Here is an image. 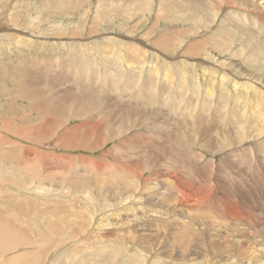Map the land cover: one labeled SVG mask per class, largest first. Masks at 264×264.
Returning <instances> with one entry per match:
<instances>
[{
  "label": "rangeland",
  "instance_id": "rangeland-1",
  "mask_svg": "<svg viewBox=\"0 0 264 264\" xmlns=\"http://www.w3.org/2000/svg\"><path fill=\"white\" fill-rule=\"evenodd\" d=\"M52 1L62 4L66 0H47L45 4L44 0H0L1 29L12 25L9 16L16 14L13 17L16 27H28L29 20L31 30L47 37V41L33 37L30 40L36 39L37 45L34 42L29 48L28 44L16 43L13 36L8 40L0 33V216L19 228V232L8 235L17 236L18 246L12 245V239L11 246L9 240L8 244L4 242L9 250L0 243L2 262L15 252L26 258L10 264H264V171L261 169L262 174L255 178V172L246 168L250 166H243L245 156L237 157L239 152L258 156L257 161L264 168V150L260 149L263 152L259 153L254 146V140H259L264 147V131L248 139L250 143L230 146L228 140L235 142L237 131L234 128L232 132L229 127H236L240 116L249 120L255 101L251 89L248 94L234 92L231 85L221 84L219 80L226 72L227 79L236 81L232 74L236 73L257 80L255 84L264 83V0H196L197 3L195 0H71L73 7L66 9L47 6ZM184 5L189 9L184 10ZM185 14L187 18L191 16L189 21ZM174 35L179 36L173 38L174 44L157 43L162 36ZM69 36H80V40L95 50L87 47L88 57L100 54L92 64L87 62L88 71L79 66L75 50L71 52L73 45L78 46L67 42L72 39ZM110 36L116 42L106 54L111 59L117 56L115 65L102 60L106 56L103 46L108 42L103 38ZM126 43H138L141 47L145 69L140 70L139 63L131 61V44ZM164 61L170 66L166 67ZM127 62L133 64L131 68H126ZM157 66L160 70L156 88L143 89L142 84H150L148 78ZM187 68L195 71L189 72L190 79H185L192 91L185 95L178 88L183 77L179 73L176 77L174 72ZM84 70L87 73L80 75ZM201 70L207 71L204 77ZM165 71H170L171 75L167 76L171 80L176 77L173 80L178 83L165 92L168 97L162 95L159 86L164 82ZM197 82L201 87L193 95ZM207 82L210 86L215 83L214 89L210 91ZM86 88L112 94L113 99L104 101L101 95L91 94ZM141 89L145 91L143 96L147 95L141 99L148 103L142 113L146 115L153 109L160 112L163 120L178 115V120L193 124L196 113L208 110L207 114L212 116L209 108L222 109L224 123L219 122V126L228 127V131L219 129L224 140L210 145V135L200 126L183 130L176 125L166 138L164 152L165 147L149 142L151 127L147 124L138 129L132 127L141 111L127 116L122 110L130 106L124 103V97L129 98V93ZM207 89L215 94L204 95ZM240 94L243 95L239 101L250 105L249 112L236 109ZM116 97L123 100L116 102ZM258 99L264 100L262 92L258 93ZM205 100L211 104L204 110L201 108ZM187 104L189 108L197 107L190 112ZM131 107L132 110L136 106ZM258 123L255 124L264 129V119ZM154 140L158 144L157 138ZM29 151H34L33 155ZM44 154L52 158L43 161ZM22 167L27 172L29 169L39 172L36 178L43 182L23 176L18 187L14 181L23 174ZM47 176L51 182L44 179ZM60 179L63 181L59 183ZM80 179L89 183L76 188L72 181ZM37 186H44L46 194L35 190ZM126 199L130 201L123 203ZM138 199L140 202L135 201ZM7 202L13 203V208ZM48 222L55 223L60 230H49ZM22 234L27 237L25 240Z\"/></svg>",
  "mask_w": 264,
  "mask_h": 264
},
{
  "label": "bare ground",
  "instance_id": "bare-ground-1",
  "mask_svg": "<svg viewBox=\"0 0 264 264\" xmlns=\"http://www.w3.org/2000/svg\"><path fill=\"white\" fill-rule=\"evenodd\" d=\"M47 1V0H46ZM46 1L44 0V4L46 3ZM63 1V0H62ZM72 1H74V0H72ZM231 1V0H230ZM235 1V0H234ZM70 2H71V0H66L65 1V3H60V4H58V3H56V2H54L53 3V1L49 4V3H47V6H51V7H53V8H55V7H58V8H61V9H66L67 7H73V6H70ZM186 2V1H185ZM189 2V1H188ZM195 2H196V0H195ZM233 2V1H232ZM197 3V2H196ZM209 4H211V3H209ZM262 4V3H261ZM53 5V6H52ZM193 5H196V4H193ZM235 5V4H234ZM244 5V4H243ZM187 6V5H186ZM191 6V5H190ZM46 7V6H45ZM184 7V10L185 9H189V7L187 8H185V5L183 6ZM197 7V6H196ZM238 7V6H237ZM135 8V7H134ZM179 8V7H178ZM262 8V7H261ZM144 11V10H143ZM172 11H173V9H172ZM179 10H177V12H178ZM190 11V10H189ZM188 11V13H190ZM197 11H199V10H197ZM219 11V10H218ZM169 12H171V11H169L168 10V13ZM191 12H192V10H191ZM179 13V12H178ZM188 13H187V16H188ZM207 13V12H206ZM170 14V13H169ZM183 14V13H182ZM55 15V14H54ZM171 15V14H170ZM15 16H16V14H14V15H12V16H9V18H10V20H11V24L12 25H10L8 28H6V29H1L2 27H0V33H2L3 35H5V37H7V39L8 40H10L11 39V37L10 36H13V40H16L17 39V42L16 43H20L21 44V46L22 45H29V48H31L32 47V45H34V42H35V44L37 45V40L36 39H38L39 41L43 38V40H46L47 39V37H42V35L41 34H38L37 33V31H34V29L33 30H31V23L29 24V20L28 21H26V26H28V27H22L21 25V27H16V25L18 26V24H16V22L14 21L13 22V17L15 18ZM194 16V15H193ZM18 17V16H17ZM125 17V16H124ZM158 17V16H157ZM170 17V16H169ZM173 17V16H172ZM185 17H186V14H185ZM34 18V17H33ZM177 18V17H176ZM181 18H183V17H180V20H181ZM187 18V17H186ZM188 18H191V16L190 17H188ZM188 18H187V20H188ZM172 19V18H171ZM175 19V18H174ZM174 19H173V21H174ZM34 20H35V18H34ZM175 20H178V19H175ZM179 20V21H180ZM183 20V19H182ZM182 20H181V22H182ZM186 20V21H187ZM193 20H195L196 21V19H195V17H194V19ZM173 21H171V22H173ZM189 21V20H188ZM187 21V22H188ZM204 21V20H203ZM36 22V21H35ZM175 22H177V21H175ZM198 22V21H197ZM25 23V22H24ZM174 23V22H173ZM207 23V22H206ZM37 24V23H36ZM172 25V24H171ZM211 26V25H210ZM37 27V26H36ZM34 28V27H33ZM196 28V27H195ZM182 31V30H181ZM26 32V33H25ZM184 32V31H183ZM187 32V31H186ZM25 33V34H24ZM179 33H181V32H179ZM185 33V32H184ZM1 34V35H2ZM16 34H19V36L18 35H16ZM176 34L178 35V33H177V31H176ZM186 34V33H185ZM192 34V33H191ZM2 35V36H3ZM26 35V36H25ZM173 35V34H172ZM182 35V34H181ZM187 35V34H186ZM37 36H40V37H37ZM21 37H27L26 39H20ZM33 37L34 38H36L35 40H30V39H33ZM65 36H63V38H64ZM68 37V36H67ZM66 37V38H67ZM70 38H72L71 40H67V42H69V43H71V42H73V43H77V46H78V48H76V47H74V45L70 48L71 49V52H73L74 50V55H75V57H77L78 59H79V66H84V68L88 71L89 69V63L90 64H92V62H93V59H95V57H97V55H95L94 54V56L93 57H88V54H86V52L88 51V48H90V46L89 45H87L86 44V42L85 41H83V40H80L81 38H79L80 36H69ZM101 37V36H100ZM175 37V38H174ZM179 36H176V35H174V36H170V37H164V36H162V37H160L159 39H158V41H157V43H159L160 45H162L164 42H167L168 44L169 43H173L174 44V42H176V41H174L173 42V38H174V40L176 39V38H178ZM188 37V36H187ZM65 38V39H66ZM190 38V37H189ZM60 39V38H59ZM68 39V38H67ZM82 39H84V38H82ZM136 39V38H135ZM103 40H106V41H108L107 43H105V45L103 46L104 47V50H105V54H103L104 56H105V58H103L102 60H103V62H105V64H107V63H111L112 65H115V64H118L117 63V59H116V55H114L113 56V58L111 59V57L110 56H107V52H108V50L110 49V48H112V45H114V42H116V39L113 37V36H110L109 38H103ZM47 41V40H46ZM55 41V40H54ZM42 42V41H41ZM182 42V41H181ZM119 43V42H118ZM178 43H179V41H178ZM42 44H44V43H42ZM98 44V43H97ZM126 44H131V46L129 47V49H131L132 50V55H133V57L134 58H132V55H131V57H130V55H129V57L132 59L131 61H133L134 63H139V68H140V70H141V68H146L147 66H146V60L144 59L145 57H142L143 55L141 54L142 53V50H141V47L139 48V46L137 45L138 43H126ZM143 44V43H142ZM159 44H156V45H159ZM181 44V43H180ZM190 44V43H189ZM259 44V43H258ZM45 45V44H44ZM60 47H61V44H58ZM176 45H178L177 43H176ZM182 45V44H181ZM63 46V45H62ZM76 46V45H75ZM83 46H85V48L83 49L82 47ZM143 46V45H142ZM174 46V45H173ZM262 46H264V44H262ZM88 47V48H87ZM128 47V46H127ZM158 47V46H157ZM156 48V47H155ZM43 49H45V47L43 48ZM73 49V50H72ZM78 49V50H77ZM90 49H92V48H90ZM89 49V51H91ZM77 50V51H76ZM93 50V49H92ZM130 50V51H131ZM82 51H85L84 53L82 52ZM95 50H93V52H94ZM137 51L139 52V53H137ZM70 52V53H71ZM126 52V51H125ZM92 53V52H91ZM100 53V52H99ZM107 53V54H106ZM102 54V53H101ZM100 55V54H99ZM98 55V56H99ZM101 57V56H100ZM124 57H125V55H124ZM136 57H137V59H138V62L136 61ZM130 58H129V60H130ZM119 59V58H118ZM135 61H134V60ZM264 59V58H263ZM52 60V59H51ZM57 60V59H56ZM61 60V59H60ZM108 60V61H107ZM123 60V59H122ZM121 60V61H122ZM54 61V60H53ZM64 61V60H63ZM119 61V60H118ZM121 61H120V63H121ZM148 61V60H147ZM29 62V61H28ZM66 61H64V63H65ZM87 62H89V63H87ZM126 62V61H125ZM186 62V61H185ZM63 63V64H64ZM128 63V62H127ZM130 63V62H129ZM125 64V65H127L126 66V68H131V65H133V64ZM189 63V62H188ZM70 64V63H69ZM73 65V64H72ZM100 65V64H99ZM102 65V64H101ZM104 65V64H103ZM135 65V64H134ZM164 65L166 66V67H168V66H170V64L169 63H167V62H165L164 61ZM92 66H95V65H92ZM104 66H106V65H104ZM136 66H138L137 64H136ZM117 67V66H116ZM80 68V67H79ZM123 68V67H122ZM139 68H138V70H139ZM194 68V67H193ZM95 69H97V68H95ZM113 69V68H112ZM124 69V68H123ZM177 69V68H176ZM179 69V68H178ZM94 70V69H93ZM101 70H102V68H101ZM125 70V69H124ZM123 70V71H124ZM139 70V71H140ZM160 70V68H158V66L156 67V69H154L153 70V75H150L149 76V78L148 79H151V81H149L150 82V84H148V85H145V84H142V86H143V89H145V90H148L147 89V87H149V86H151V87H155L156 88V86H157V81H156V76H157V71H159ZM169 69H167V71H168ZM171 70V69H170ZM78 71V70H77ZM80 71H82L81 69H80ZM85 71V70H84ZM83 71V74L81 73H79L80 75H85L86 73H87V71H85L84 72ZM117 71H118V69H117ZM122 71V70H121ZM126 71V70H125ZM124 71V72H125ZM130 71V70H129ZM133 71H135V70H133ZM132 71V72H133ZM137 71V70H136ZM143 71V70H142ZM140 72L139 74L140 75H142L143 74V72ZM172 71V70H171ZM191 71H195V70H191V69H189V68H187V69H181L180 71L179 70H177V72H174V75L176 74V73H179V74H181L182 75V81H180L179 83L180 84H178L177 82H176V84H178V85H180V87H178V88H180V91H179V93L180 92H182L183 91V93L185 94V95H187L188 94V92L189 91H191L190 89H189V85H188V81H186L185 79H190L192 76H191V74L189 73V72H191ZM98 72V71H97ZM170 72V71H169ZM168 72V73H169ZM207 71L206 70H201L200 71V74L203 76V75H205L204 73H206ZM90 73V72H89ZM130 73V72H129ZM137 73V72H136ZM135 73V74H136ZM167 72L165 71V76H164V82L161 84V82H160V84H159V86H160V89H161V93H162V95H164V97H166L167 95L165 94V92L167 91V90H172V87L173 86H176L177 87V85L174 83L175 82V80H173L174 78H176V77H173L172 78V80L167 76V75H171V73L170 74H166ZM224 73H226V72H224ZM221 74L220 75V77H219V80H220V83L221 84H229V85H231V88H233V90H234V92H238V91H240V93H246V94H248V92H249V89H251L253 92H252V94H250L251 96H252V99L255 101V110H253L252 108V112H249L250 110H248L247 109V107H250V105L248 106V103L246 102V103H242V102H240L239 100H241V98H242V95L243 94H240V97H237L238 98V100L236 99V102H235V106H236V109L238 110V109H244V110H248V112L249 113H251V118L248 120V119H243L242 117L243 116H240L239 117V119H237L236 120V122H237V124H236V127L235 126H232V127H229V129L231 130L232 129V132H235V131H233V129L235 128V130L237 131L236 133H234L235 135H234V137H233V134H232V137L235 139V142H232V141H230L229 142V140H228V143L230 144V146L231 145H235L236 144V147H237V145H244V144H246L247 142H249L248 141V139L249 140H252V138H255L256 136H258L259 135V133L260 132H263L264 131V129H261V127L259 126V125H256L255 123H258L259 122V120H261L262 119V122H263V119H264V100H260V99H258V93H260V92H262V94L264 95V83L263 82H260L259 84H255V83H257V80H254L253 81V78H251V77H248V76H246V75H243V74H241V76L240 75H237L236 73H232L233 74V76L236 78V81L235 80H232L231 78H229V79H227V77H226V74ZM78 74V73H77ZM76 74V75H77ZM94 74H95V72H94ZM161 75H162V72L160 73ZM228 74V73H227ZM108 75V74H107ZM131 75V74H130ZM129 75V77H133V76H130ZM139 75V76H140ZM173 75V74H172ZM112 76H114V75H112ZM207 76V75H206ZM209 76V75H208ZM72 77V76H71ZM78 77V76H77ZM80 77V76H79ZM107 77V76H106ZM136 77V76H135ZM134 77V78H135ZM141 77V76H140ZM204 77V76H203ZM74 78V77H73ZM139 77H137V79H138ZM143 78V77H142ZM210 78V77H209ZM212 78V77H211ZM233 78V77H232ZM240 79V80H245L244 82H242V83H240L239 81H237V79ZM79 79V78H78ZM80 79H83V78H81L80 77ZM79 79V80H80ZM136 79V78H135ZM181 79V78H180ZM227 79V80H226ZM127 80V79H126ZM132 80H133V78H132ZM132 80H130V82H132ZM158 80V79H157ZM74 81V80H73ZM109 81V80H108ZM146 81V80H145ZM147 81V82H148ZM159 81V80H158ZM211 81H213V80H211ZM72 82V81H71ZM84 82V81H83ZM123 82V81H122ZM129 82V81H128ZM134 82H137V81H134ZM133 82V83H134ZM142 82V81H141ZM146 82V83H147ZM210 82V81H209ZM73 83V82H72ZM85 83V82H84ZM92 83V82H91ZM101 83V82H100ZM144 83V82H143ZM206 83V82H205ZM217 83V82H216ZM232 83V84H231ZM74 84V83H73ZM80 84H82V83H80ZM98 84V83H97ZM112 84V83H111ZM117 84V83H116ZM122 84V83H121ZM135 84V83H134ZM133 84V85H134ZM137 84V83H136ZM201 84H203L202 82H201ZM207 84H208V86H210V83H208L207 82ZM256 85L258 88H260V89H256L257 87L256 86H254V85ZM75 85V84H74ZM84 85H86V84H84ZM213 85H215V83H213ZM213 85L212 86H210L211 88H209L210 89V91H211V89H214V87H213ZM80 86V85H79ZM118 86H119V84H118ZM195 86V88H194V92H193V95H194V93H198L199 92V89H200V87H201V85H200V83L199 82H197V84L196 85H194ZM194 86H192V87H194ZM83 87V86H82ZM88 87V86H87ZM139 87V86H138ZM146 87V88H145ZM188 87V88H187ZM227 87V86H226ZM81 88V87H80ZM92 88V87H91ZM116 88H118V87H116ZM150 88V87H149ZM218 88V87H217ZM220 88V87H219ZM102 89V88H101ZM158 89H159V87H158ZM209 89H207V92H205L204 93V95H207V94H212L213 93V95L215 94L213 91L210 93H208V90ZM225 89V88H224ZM86 90H87V92H89V93H91V94H98V95H101L102 96V99L104 100V101H107V100H112L113 99V97H110V96H113L112 94H109V93H103V92H101V93H99V92H96V91H94L93 89H87L86 88ZM119 90V89H118ZM151 90H152V88H151ZM182 90V91H181ZM104 91V90H103ZM216 91H217V89H216ZM145 92V91H144ZM143 90L141 89V91H138V92H136V93H134V94H128L129 95V98H127L126 96V99H125V97H124V100L123 99H119V98H115V100H116V102H121V100H123L124 101V103H126L127 105L129 104L130 106H128V108L127 109H125V108H123L122 110H125V113H127V116H128V113L130 114V112H134L135 111V113H137L136 112V110H138L139 109V111H141V114L143 115H136V121H132L133 122V124H132V127L133 128H135V129H138V128H142L145 124H147L146 126L147 127H151V129H153V130H151V131H149L150 132V136H151V139L149 138V137H147L148 138V140H149V142L150 141H152L155 145H157V146H163V147H165V145H166V138L171 134V132H172V130L176 127V125H180V127H181V129H183V130H186V129H188V128H190V127H192V125H197V126H200L202 129H203V131L204 132H206L207 134H209L210 135V138H209V144L210 145H216L217 143H219L220 141H222V140H224V136H222L223 135V133L219 130V129H222V131H228V127H222V126H219L221 123H219V122H223V114H222V109H213V108H209L208 107V105H210L206 100L203 102V108H201V109H207V107L209 108V111H212L213 112V115L211 116L210 114H207L208 113V110H207V112L206 111H204V110H201V112H203L202 114H200L199 112V115H197V113H196V115L194 116L195 117V119L197 120H195V123L193 122V124L192 123H190L189 121H187V120H184V121H181V120H178L177 118V116H171L170 115V117H166L167 119H162V116H161V114H159L160 112H157V111H155V110H153V109H150V110H148L147 111V114L145 115V114H143L142 113V109H143V107L144 106H146L148 103H146L144 100H142L141 98V96H143ZM149 92V91H148ZM148 92H147V94H148ZM153 92V91H152ZM157 92H159V90L157 91ZM171 93V92H170ZM170 93H167V94H170ZM191 93H192V91H191ZM105 94H107V95H105ZM152 94V93H151ZM181 94V93H180ZM127 95V96H128ZM149 95V94H148ZM193 95H191L192 97L191 98H193ZM198 95V94H197ZM212 95V96H213ZM144 96L146 97L147 95H145L144 94ZM143 96V97H144ZM152 96V95H151ZM154 96V95H153ZM152 96V97H153ZM160 96V95H159ZM178 96V95H177ZM211 96V97H212ZM220 97H222V98H224V95L223 94H221V95H219ZM104 97V98H103ZM150 97V96H149ZM157 97V96H156ZM168 97V96H167ZM172 97V96H171ZM195 97V96H194ZM151 98V97H150ZM146 99L145 98V100H148V102L150 103L151 102V99ZM208 98H210V96H208ZM169 99V98H168ZM186 99H187V97H186ZM190 99V98H189ZM212 99V98H211ZM152 100H154V98L152 99ZM155 100H157L156 98H155ZM213 100V99H212ZM224 100V99H223ZM222 100V101H223ZM99 101H100V99H99ZM122 101V102H123ZM130 101H133L134 103H131ZM170 101V100H169ZM218 101H220L219 99H218ZM97 102V101H96ZM162 102V101H161ZM188 102V101H187ZM105 102H103V104H104ZM113 103V102H112ZM131 103V104H130ZM157 103V102H156ZM179 103V102H178ZM178 103L177 104H175V105H178ZM185 103V102H184ZM194 103V102H193ZM250 103V102H249ZM123 104V103H122ZM201 104V103H200ZM220 104H222V103H220ZM111 106H113L114 104H110ZM131 105H135L136 107L134 108V109H130L129 107H131ZM161 105H163V104H161ZM188 105V104H187ZM192 105V104H191ZM223 105V104H222ZM106 106V105H105ZM108 106V105H107ZM164 106H165V108H166V105L164 104ZM167 106H168V103H167ZM172 106H174V105H172ZM179 106H181V104L179 105ZM186 106V105H185ZM195 106V105H194ZM214 106V105H213ZM221 105H219V107H220ZM235 106H233V111H235L234 110V108H235ZM170 105H169V108H168V110L170 109ZM195 107H197V105L195 106ZM195 107H193V108H195ZM199 107V106H198ZM132 108V107H131ZM163 108V107H162ZM161 108V109H162ZM177 108V107H176ZM187 108H189V105L187 106ZM191 106H190V108H189V111L190 110H192L193 109ZM217 108V107H216ZM173 109H174V107H173ZM180 109V108H179ZM199 109V108H198ZM101 110V109H100ZM147 110V109H146ZM175 110V109H174ZM236 110V111H237ZM246 110V111H247ZM181 111V110H180ZM194 111H195V109H194ZM194 111H192V112H194ZM197 111V110H196ZM200 111V110H199ZM230 111H232V110H230ZM243 111V110H242ZM241 111V112H242ZM170 112H172V111H170ZM175 112V111H174ZM179 112V111H178ZM191 112V111H190ZM189 112V113H190ZM91 113V112H90ZM153 113V114H152ZM161 113H162V111H161ZM164 113V112H163ZM176 113V112H175ZM188 113V114H189ZM210 113V112H209ZM226 113V112H225ZM235 113V112H234ZM245 113V112H244ZM106 114H107V112H106ZM105 114V115H106ZM133 114V113H132ZM168 114V113H167ZM246 114V113H245ZM104 115V114H103ZM115 115V114H114ZM118 115V114H117ZM190 116H191V114H189ZM194 115V114H193ZM248 115L249 114H247V117H248ZM168 116V115H167ZM245 116V115H244ZM193 117V116H192ZM249 117H250V115H249ZM116 118H118L119 120H120V117H116ZM123 118V117H122ZM129 118V117H128ZM164 118H165V116H164ZM189 118V117H188ZM131 120H132V118H130ZM134 119V118H133ZM193 119V118H192ZM191 118H190V120H192ZM126 121V120H125ZM194 121V120H193ZM112 122V121H111ZM206 122V123H205ZM224 123V122H223ZM231 123V122H230ZM124 124V123H123ZM259 124V123H258ZM82 125H84V124H82ZM117 125H119V124H117ZM257 127H256V126ZM262 125V124H261ZM78 126V125H77ZM231 126V125H230ZM129 127H131V126H129ZM77 128V127H76ZM97 129L98 128V126L97 125H95L94 126V129ZM95 129V130H96ZM35 131V130H34ZM77 131V130H76ZM154 132V134L152 135V133ZM167 131V133L166 134H168L167 136L164 134L165 132ZM36 132V131H35ZM91 132V131H90ZM126 132H130V131H126ZM148 132V133H149ZM152 132V133H151ZM231 132V131H230ZM229 132V133H230ZM231 132V133H232ZM122 133V132H121ZM227 133V132H226ZM228 134V133H227ZM227 134H225V135H227ZM95 135V134H94ZM143 135V134H142ZM141 135V136H142ZM146 135V134H145ZM72 136V135H71ZM133 136V135H132ZM222 136V137H221ZM228 137H229V135H227ZM139 137V136H138ZM22 138V137H21ZM142 138V137H141ZM155 138H157V142H158V144L156 143V140H154ZM237 138V139H236ZM41 139V138H40ZM124 139V138H123ZM122 139V140H123ZM225 139H226V137H225ZM127 140V139H126ZM132 140V139H131ZM147 140V139H146ZM159 140H161L160 142H159ZM226 142H227V139L225 140ZM255 141V147L258 149V150H264V147L261 145V142L259 141V140H254ZM121 142V141H120ZM124 142H125V140H124ZM148 142V143H149ZM225 142V143H226ZM39 143V142H38ZM132 143V142H131ZM162 145H161V144ZM220 143H222V142H220ZM228 143H226V144H228ZM250 143V142H249ZM160 144V145H159ZM254 144V143H253ZM44 145V144H43ZM131 146V145H130ZM133 146V145H132ZM138 146V145H137ZM151 146V145H150ZM87 147V146H86ZM134 147V146H133ZM136 147V146H135ZM144 147V146H143ZM156 147V146H155ZM232 147V146H231ZM250 147V146H249ZM142 148V147H141ZM245 148H247V147H245ZM27 149H29V148H27ZM114 149V148H113ZM137 149V148H136ZM138 149H140V148H138ZM150 149H151V147H150ZM221 149H222V147H221ZM249 149V148H248ZM35 150V149H34ZM146 150H148V149H145V152H146ZM154 150V149H153ZM165 150H166V147L164 148V152H165ZM224 150V149H223ZM227 150V149H226ZM226 150H224V151H226ZM232 150V149H231ZM260 150V152L259 153H262L263 151H261ZM150 151V150H149ZM221 151V150H220ZM237 152H239V150H236ZM235 151V152H236ZM251 151V150H250ZM257 151V150H256ZM34 152V151H33ZM32 151L30 152L29 151V155H33V154H31V153H33ZM106 152V151H105ZM144 152V151H143ZM142 152V153H143ZM151 152V151H150ZM4 153V152H3ZM35 153L37 154V152H36V150H35ZM129 153V152H128ZM147 153V152H146ZM163 153V152H162ZM5 154V153H4ZM7 154V153H6ZM237 154V153H236ZM7 155H9V154H7ZM27 155V154H26ZM112 155V154H111ZM133 155V154H132ZM35 156V155H34ZM136 156V155H135ZM138 156V155H137ZM140 156V155H139ZM142 156V155H141ZM238 156H245V161H244V167H245V165L246 164H248L250 167H246V168H248L251 172L252 171H254L255 172V178H257V176L259 175H261L262 173H261V169L264 171V168H263V166H262V163H261V161H259V163H258V161H257V158H258V156H256V157H251L250 156V154L248 153H240L239 152V154L237 155V157ZM5 157H7V156H5ZM4 157V159H6L7 160V158H5ZM10 157V156H9ZM12 157V156H11ZM19 157V156H18ZM52 158V156L51 155H49V154H44L41 158L43 159V161L45 160H49V158ZM128 157V156H127ZM131 157V156H130ZM3 158V157H2ZM28 158V157H27ZM34 159H35V157H33ZM82 158V157H81ZM115 158V157H114ZM152 158V157H151ZM180 158V157H179ZM236 158V157H235ZM15 158H9V160L10 161H13ZM22 159V158H21ZM243 159V158H242ZM61 160V159H60ZM150 160V159H149ZM170 160V159H169ZM178 160V159H177ZM156 161V160H155ZM23 162V161H22ZM26 162V161H25ZM34 162V161H33ZM160 162V161H159ZM238 162V161H237ZM241 162V161H240ZM27 163V162H26ZM117 163V162H116ZM129 163V162H128ZM242 163V162H241ZM132 164V163H131ZM19 165V164H18ZM17 165V166H18ZM102 165V164H101ZM107 165V164H106ZM117 165V164H116ZM136 165V164H135ZM233 165V164H232ZM27 166V165H26ZM31 166V165H30ZM42 166V165H41ZM99 166V165H98ZM105 166V165H104ZM118 166H119V163H118ZM124 166V165H123ZM243 166H241L240 165V167H243ZM21 167V166H20ZM35 167V166H34ZM45 167V166H44ZM120 167V166H119ZM129 167V166H128ZM25 168V167H24ZM23 167L22 168H20V170H21V172L24 174H20L19 175V178H17V180H15L14 182L16 183V184H18L19 182H20V184L23 182V180H24V177H26L28 180H30L31 179V176L33 177L32 179L33 180H41L42 181V179H37L36 178V175H37V173H39V172H37L36 170H33V172H31L32 171V169H29L28 170V172L24 169ZM97 168V167H96ZM153 168V167H152ZM159 168V167H158ZM35 169V168H34ZM38 169V168H37ZM118 169V168H117ZM136 169V168H135ZM31 170V171H30ZM122 170H124L123 168H122ZM133 170V169H132ZM4 171V170H3ZM131 171V170H130ZM97 172V171H96ZM123 172V171H122ZM133 172V171H132ZM137 172V171H136ZM152 172V171H151ZM131 173V172H130ZM142 173V172H141ZM28 174H30V175H28ZM103 175V174H102ZM106 175V174H105ZM4 176V175H3ZM24 176V177H23ZM85 176V175H84ZM108 176V175H107ZM178 176V175H177ZM86 178V177H85ZM139 178V177H138ZM175 178V177H174ZM244 178V177H243ZM0 179H1V177H0ZM46 181H50V179L51 178H49L48 176L47 177H45L44 178ZM78 179V178H77ZM118 179V178H117ZM137 179V178H136ZM176 179H177V177H176ZM180 179V178H179ZM74 180V179H73ZM178 180V179H177ZM1 181V180H0ZM63 180L62 179H60V181H59V183L60 182H62ZM97 181V180H96ZM43 182V181H42ZM51 182V181H50ZM72 182H74V184L76 185H74L76 188L77 187H83V186H85V185H87L88 183H89V181L88 180H84V179H80V181L79 180H77V181H72ZM79 183H81V184H79ZM126 184V183H125ZM130 184V183H129ZM118 185V184H117ZM18 187H19V184L17 185ZM138 186V185H137ZM180 186V185H179ZM239 186V185H238ZM129 187V186H128ZM63 188V187H62ZM69 188V187H68ZM131 188V187H130ZM180 188H183V187H180ZM4 189V188H3ZM38 190V192L39 193H45L46 194V192H47V189H45V187L44 186H42V187H38L37 186V188H35V190ZM132 189V188H131ZM159 189V188H158ZM176 189V188H175ZM16 190V189H15ZM49 190V189H48ZM70 190V189H69ZM100 190V189H99ZM108 190V189H107ZM119 190V189H118ZM117 190V191H118ZM121 191V190H120ZM134 191V190H133ZM255 191V190H254ZM53 192V191H52ZM125 192V191H124ZM135 192H137V191H135ZM139 192V191H138ZM137 192V193H138ZM69 193V192H68ZM108 193V192H107ZM109 193H110V191H109ZM130 193V192H129ZM143 192H142V190H141V194H142ZM60 194V193H59ZM140 194V195H141ZM144 194V193H143ZM142 194V195H143ZM43 195V194H42ZM119 195V194H118ZM139 195V194H138ZM141 195V196H142ZM56 196V195H55ZM116 196H117V194H116ZM116 196H115V199H116ZM120 196V195H119ZM136 196V195H135ZM251 196V195H250ZM121 197V196H120ZM120 197L118 198V199H120ZM247 197V196H246ZM140 198V197H139ZM142 199H143V197H141ZM2 196H0V202H2ZM47 199V198H46ZM129 199H131V197L129 198ZM129 199H126L125 201H123V203H125V202H127ZM135 199V198H134ZM202 199V198H201ZM11 200V199H10ZM9 200V201H10ZM117 200V199H116ZM132 200V199H131ZM12 201V200H11ZM130 201V200H129ZM136 202H140V199H138V200H135ZM144 201V200H143ZM178 201V200H177ZM180 201V200H179ZM134 202V201H133ZM146 202V201H145ZM94 203V202H93ZM168 203V202H167ZM249 203V202H248ZM132 204V203H131ZM247 204V203H246ZM7 205L9 206V207H12L13 208V203H11L10 205H9V203L7 202ZM5 203H4V206L5 207H8ZM124 205V204H123ZM181 205V204H180ZM40 206V205H39ZM16 207H17V205H16ZM173 207V206H172ZM22 208V207H21ZM3 209V208H2ZM10 209V208H9ZM18 209V208H17ZM20 209V208H19ZM27 209L29 210V208H28V206H27ZM25 207H24V210H27ZM6 210V209H5ZM13 210V209H12ZM39 210V209H38ZM31 212V211H30ZM93 212V211H92ZM167 212V211H166ZM242 213V212H241ZM19 214V213H18ZM156 214V213H155ZM25 215V214H24ZM188 215V214H187ZM7 216H9V215H7ZM6 216V217H7ZM167 216V215H166ZM235 216H237V215H235ZM25 217H27L28 218V216H25ZM237 217H239V216H237ZM245 218V217H244ZM155 219V218H154ZM173 219V218H172ZM183 219V218H182ZM16 220V219H15ZM25 220H27V219H25ZM50 220V219H49ZM187 220V219H186ZM51 221V220H50ZM16 222H19V221H16ZM26 222V221H25ZM52 222V221H51ZM49 223L48 225H49V230L50 229H56V230H60L58 227H56V224L54 223V224H52V223ZM236 222V221H235ZM28 223V222H27ZM169 223V222H168ZM190 223V222H189ZM167 225V224H166ZM191 225V224H190ZM7 226H9V230H5V228L7 227ZM45 227V226H44ZM93 227V226H92ZM235 228H236V226H235ZM238 228V227H237ZM4 229V230H3ZM55 230V231H56ZM17 233V232H19V228L17 227V226H15V225H13L12 224V222H10L7 218H2L1 216H0V234L2 235L1 237H3V238H1V240H3L2 242H1V240H0V243L3 245V247H4V249H6L7 247H6V245H5V243H7V240H9V245L8 246H11L10 244V240L12 239V242H13V244L12 245H14V244H16L17 242H16V239H17V236H14V237H16V238H11V237H9L8 235L9 234H11V233ZM23 232V234H24V231H22ZM25 232H27V231H25ZM31 233V232H30ZM60 233V232H59ZM21 234V233H20ZM22 234V235H23ZM52 234V233H51ZM86 234V233H85ZM8 236V237H7ZM25 236H27L26 235V233H25ZM24 235H23V237H24V240H25V238H27V237H25ZM19 238V237H18ZM20 242L22 241L21 239H18ZM23 240V241H24ZM27 240V239H26ZM29 240V239H28ZM6 241V242H5ZM133 241V240H132ZM5 242V243H4ZM8 244V243H7ZM17 245V244H16ZM18 245H19V243H18ZM17 245V246H18ZM23 245V244H22ZM80 245V244H79ZM40 246V245H39ZM14 248V247H13ZM12 248V249H13ZM78 248V247H77ZM8 250H9V248H7ZM12 249H10V250H12ZM16 249V248H15ZM14 250V249H13ZM5 252H7L6 250H4ZM26 251V250H25ZM11 252V251H10ZM13 252V251H12ZM81 252V251H80ZM15 253V252H14ZM14 253H12V257L10 258V257H8V259H4V261L2 262V258L0 257V264H10V262H16V261H21V259H25L26 257L24 256V254L23 255H19L18 253L16 254H14ZM5 254V253H4ZM8 254V253H7ZM38 254V253H37ZM42 254V253H41ZM3 255V249H2V247H1V245H0V256H2ZM46 255V254H45ZM36 256V255H35ZM101 256V255H100ZM25 257V258H24ZM54 257V256H53ZM83 259V258H82ZM9 261V262H8ZM105 261V260H104ZM19 263V262H18ZM47 263H48V261H47ZM52 263V262H51ZM56 264H58L57 262H56Z\"/></svg>",
  "mask_w": 264,
  "mask_h": 264
}]
</instances>
